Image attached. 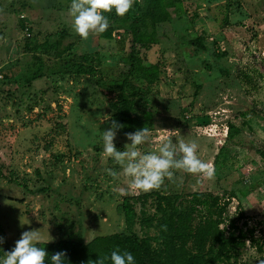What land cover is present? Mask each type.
I'll use <instances>...</instances> for the list:
<instances>
[{
	"label": "rangeland",
	"instance_id": "1",
	"mask_svg": "<svg viewBox=\"0 0 264 264\" xmlns=\"http://www.w3.org/2000/svg\"><path fill=\"white\" fill-rule=\"evenodd\" d=\"M134 1L0 0V264H40L46 241L125 231L116 211L124 196L218 190L234 194L262 242L258 252L246 241L231 261L264 264V0H176L144 52L161 64L153 128L118 134L103 79L118 73ZM110 23L112 38L100 37ZM60 31L97 71L61 76L45 59L44 75L27 83L36 63L25 44ZM198 35L204 49L189 44ZM228 123L240 131L229 139ZM143 209L152 216L154 199ZM131 229L156 234L138 220Z\"/></svg>",
	"mask_w": 264,
	"mask_h": 264
},
{
	"label": "trees",
	"instance_id": "2",
	"mask_svg": "<svg viewBox=\"0 0 264 264\" xmlns=\"http://www.w3.org/2000/svg\"><path fill=\"white\" fill-rule=\"evenodd\" d=\"M134 5L126 28L128 46L118 65V73L103 79L107 86L103 94L111 112L110 126L118 134L145 133L153 128L150 91L160 80L161 64L147 59L144 52L159 41V27L171 21L170 8L176 7V0H135ZM113 26L110 23L99 36L111 39ZM63 38L64 33L60 31L43 40H35L31 46L25 44L36 63L27 83L44 75L45 59L53 61L55 72L61 76L95 74L97 69L89 63L92 59L87 62L88 55L73 53L75 45L73 42L63 45ZM204 39L198 35L190 39L189 44L204 49ZM101 80L100 77L98 83ZM200 88V84L193 83V99ZM239 132L232 123L227 124V139ZM223 147L220 146L218 153ZM259 154L264 158L263 150ZM45 190L24 186L29 195ZM148 198L154 199L152 216L146 215L143 209ZM136 202L141 205L139 214L135 210ZM116 211L123 217L125 231L97 235L87 242L69 238L43 242L39 247V263L236 264L231 259L237 258L246 241L258 252L263 251L262 242L255 235L256 229L247 226L240 202L233 193L226 195L224 190L127 195L116 206ZM137 220L141 226L154 227L156 234L137 235L131 229ZM0 231L5 237L1 227ZM261 238L264 241V235ZM8 251L11 250L8 248Z\"/></svg>",
	"mask_w": 264,
	"mask_h": 264
},
{
	"label": "crops",
	"instance_id": "3",
	"mask_svg": "<svg viewBox=\"0 0 264 264\" xmlns=\"http://www.w3.org/2000/svg\"><path fill=\"white\" fill-rule=\"evenodd\" d=\"M2 65H0V67H1ZM7 192H8V190H7ZM2 197H3V199H2V203L3 204H6V203H8L7 201L8 200H11V197L10 196H7V194L6 195H4V193H3V195H2ZM23 197V196H22ZM23 201H24V203H26V199L23 197ZM10 206V205H9ZM1 207V206H0ZM2 219V217L0 216V220ZM4 220V219H3ZM5 221V220H4ZM8 225H6V224ZM1 224L3 225V227L5 226V230L9 233V231H8V229H9V224H8V222L7 221H5L4 223H2L1 222ZM11 228V227H10ZM32 235V234H31ZM97 236V235H96ZM93 238V237H92Z\"/></svg>",
	"mask_w": 264,
	"mask_h": 264
},
{
	"label": "built area",
	"instance_id": "4",
	"mask_svg": "<svg viewBox=\"0 0 264 264\" xmlns=\"http://www.w3.org/2000/svg\"><path fill=\"white\" fill-rule=\"evenodd\" d=\"M101 11H102V2L97 1L92 6L90 13L94 14V15H98V14H100Z\"/></svg>",
	"mask_w": 264,
	"mask_h": 264
}]
</instances>
